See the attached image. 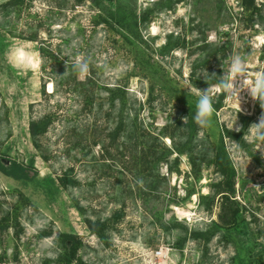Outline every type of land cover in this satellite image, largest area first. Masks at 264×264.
<instances>
[{"label":"rangeland","instance_id":"obj_1","mask_svg":"<svg viewBox=\"0 0 264 264\" xmlns=\"http://www.w3.org/2000/svg\"><path fill=\"white\" fill-rule=\"evenodd\" d=\"M156 1L135 3L140 12ZM256 2L262 19L249 21L240 0L220 5L217 0H174L172 9L158 12L142 28L149 45L143 48L153 51L152 63L165 74L150 77L142 73L146 67L132 75L139 69L135 48L131 51L119 35L93 22L100 9L90 0H28L0 9V158L24 164L33 159L34 172L31 181H19L0 171V264H55L60 232L82 239L79 255L87 264H235L236 243L226 241L223 231L208 241L189 237L182 248L175 246L184 233L179 224L188 230L204 229L212 220L227 225L231 204L216 193L209 212L199 199V194H214L212 183L222 178L209 163L218 134L214 113L207 126H197L188 148L172 150L186 137L175 122L186 123L188 113L165 87L176 86L182 98L208 90L216 99L223 91L215 112L218 123L239 131L241 113L253 117L250 126L258 124L264 97H252L245 86L264 74V0ZM169 34L184 38L186 46L161 55L157 50ZM13 46L32 54V67L10 63L7 53ZM236 56L247 71L233 80V89L223 87ZM77 58L88 64L83 75L73 69ZM192 71L201 87L193 84ZM212 77L217 82L205 85ZM150 84L152 103L147 101ZM121 85L123 99L111 101L109 89ZM46 114L53 120L34 144L28 123ZM120 123L124 128L113 138ZM166 126L175 143L163 135ZM249 127L244 134L248 149L236 139L225 138V145L236 169L235 198L244 206L240 216L256 234L245 236L236 227L241 231L237 244L243 255L252 248L260 253L259 264H264V139ZM69 168L79 184L63 187L59 177ZM117 209L124 215L109 226L107 245L84 219L105 220ZM170 223L175 225L167 228Z\"/></svg>","mask_w":264,"mask_h":264},{"label":"trees","instance_id":"obj_2","mask_svg":"<svg viewBox=\"0 0 264 264\" xmlns=\"http://www.w3.org/2000/svg\"><path fill=\"white\" fill-rule=\"evenodd\" d=\"M25 1L28 0H0V9H10L12 7L20 6ZM85 0H75L76 3L83 2ZM92 4L97 6L100 9V12L93 17V22L97 24H103L104 27L109 31L110 33L117 34L119 37L126 41L129 46L130 50L133 51L135 48V57L134 60L136 62V65L139 66V69L135 67V69L132 71V75L139 74V70L145 69L142 73L147 76H151L153 74H164L163 71L159 70L157 66L152 63L151 58L153 57V51L147 53L146 48H143V45L149 46L147 41L143 39L142 35V28L147 27V25L151 22L152 18L158 14V12L165 10V9H172L174 0H157L154 2L151 6H148L144 9H142L140 12H138L135 0H90ZM218 5L222 4L224 0H217ZM240 5L243 7V9L248 12L247 18L249 21H252L254 17H258L259 19H262V15L259 12L260 6L257 4L256 0H240ZM205 37V35H204ZM203 37V38H204ZM30 39H33L34 37H29ZM116 42V41H115ZM210 43H206V46H209ZM186 41L184 38H181L179 36L175 37L173 34H169L167 37V41L164 45L155 50L161 55H166L171 52L173 48H179V47H185ZM137 49V50H136ZM139 49V50H138ZM209 55V54H208ZM214 55V54H213ZM215 56V55H214ZM209 56H207L204 61L206 63L208 61ZM165 75V74H164ZM194 74L192 71V82L195 86L201 87V79H194ZM213 82H217V79L215 77L208 78L207 82L204 83L205 85L211 84ZM154 84H150L149 86V92H148V98L147 101L151 102L154 100ZM166 91L169 96L175 97L177 100L185 104V109L187 110V118L188 121L186 123H183L179 118L175 122V129H180L182 131L183 135H186V137L183 139L181 143L178 145H175L172 150H177L178 152L184 151V147H189V144L191 143L193 137L196 134L197 131V124L193 122V115L195 113V104L196 99L199 95L194 96L193 94H186L187 96L184 98L177 96V87L174 85H166ZM110 91V99L111 101H114V99L118 96L122 97L125 93V86H117L116 88L109 89ZM225 96V92H221L217 95V98L214 99L213 97V104H212V112L214 113L215 123L218 127V134L217 139L213 146V156L210 159L209 163L214 165L215 171H217L222 178L212 183V186L214 187V194H199L200 202L204 204V207L209 212L212 208V203L214 201V195L216 193H222L224 203L230 202L231 204V217L226 222L227 225H221L217 223L216 221L212 220L209 222L204 229H191L188 230V226L184 224H179L183 231L184 235H180L175 240V246L178 248H182L186 242V240L191 237L193 239L198 240H204L208 241L214 234H216L219 231H223L222 237L226 241H231L233 243H236V255L234 257L235 264H259L260 258L262 255L260 253L258 254L253 252V248L247 250V254L243 255V252L240 248V245L237 244L239 240L236 238V234L238 231L236 227L241 226L243 235H249L253 234L255 236L256 234L253 232L252 228L249 227V222L245 221V217H241L240 214L242 213V210L244 209V206L235 198V175H236V169L233 165V161L230 158V155L227 151L226 145H225V138L230 139H236L240 146L244 149L249 148V144L246 143L244 139L245 132L248 131V127L253 121V117L249 115H244L240 113V120L242 121V126L239 131H235L224 124H220L217 121L215 112L221 107L222 100ZM194 100V101H193ZM53 117L50 114L43 115L42 117L38 119H32L28 123V133L29 136L34 144H38L37 140L40 136H42L48 129V126L52 122ZM181 127V128H180ZM201 126H198V129ZM124 128L123 124L120 123L117 128L112 132V137L115 138L119 131ZM136 130V125H134V129H132L130 132L133 134ZM163 135H169L174 143V135L172 132H170L166 128H164ZM172 150H168V154L171 153ZM168 154L165 157H162V160H166ZM179 158L176 157L174 159L175 165L177 164ZM190 162L192 164V171L195 172L196 176L199 177L200 175L197 172V161L196 158L190 154ZM33 167V159L30 160L28 164H24L23 162H19L16 160H10L9 165H4L0 161V171H2L5 175L19 181H31L34 176V172L31 171L30 168ZM175 168V167H174ZM170 170L173 169V166L170 165ZM72 168H69L68 170H65L63 174L59 177L60 183L63 187L68 186H75L79 184V181L74 175H72ZM190 194V193H188ZM77 209L79 211L83 210V207L79 204L76 205ZM124 215L123 209H117L113 212L112 216L108 219L102 220V219H92L90 217H85V224L89 231L91 233H94L99 236L101 240H103L107 245L110 244L107 231L109 226H111L113 223L117 222L122 218ZM3 221L7 222V217H4L2 219ZM1 222V221H0ZM16 222V219H15ZM175 223H170L167 225V228H171ZM4 226H7L4 225ZM231 229H234L235 233L231 232ZM21 230V229H19ZM46 234V233H44ZM84 246V243L82 242V239L75 235L74 233L70 232H60L56 236V247L58 248V253L56 258L53 260L55 264H87L79 255V250ZM257 256H260L257 257ZM47 264V262L45 263Z\"/></svg>","mask_w":264,"mask_h":264},{"label":"clouds","instance_id":"obj_3","mask_svg":"<svg viewBox=\"0 0 264 264\" xmlns=\"http://www.w3.org/2000/svg\"><path fill=\"white\" fill-rule=\"evenodd\" d=\"M8 58L10 63L18 65L23 68L32 67L31 60L32 54L27 52L22 46H13L8 50ZM73 69L79 75H83L88 71V64L86 61L77 58L73 63ZM247 69L244 66V60L236 56L231 62L229 69L224 73L226 79L221 80L223 87H231L233 89V80L243 73H246ZM245 85V79L243 80ZM250 88L252 97H264V74L258 75L252 84L245 85ZM199 96L196 99L195 113L192 117L193 122L198 126H207L210 123V115L212 113L213 100L208 94V90L199 91ZM185 119V118H184ZM253 130V134L258 139H264V117H261L258 124H253L249 127Z\"/></svg>","mask_w":264,"mask_h":264},{"label":"water","instance_id":"obj_4","mask_svg":"<svg viewBox=\"0 0 264 264\" xmlns=\"http://www.w3.org/2000/svg\"><path fill=\"white\" fill-rule=\"evenodd\" d=\"M0 161L2 164L6 165V166L10 164V160L5 159V158H0Z\"/></svg>","mask_w":264,"mask_h":264}]
</instances>
